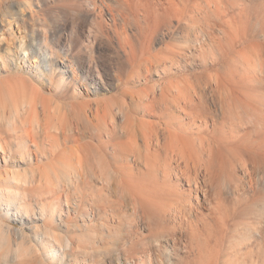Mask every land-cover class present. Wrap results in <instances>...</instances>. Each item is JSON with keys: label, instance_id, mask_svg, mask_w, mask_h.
<instances>
[{"label": "bare ground", "instance_id": "bare-ground-1", "mask_svg": "<svg viewBox=\"0 0 264 264\" xmlns=\"http://www.w3.org/2000/svg\"><path fill=\"white\" fill-rule=\"evenodd\" d=\"M85 1L93 9L106 2ZM113 1L117 13H107L114 22L118 15L124 28L116 79L130 66L131 83L145 81L140 89L108 94L107 85L90 84L96 83L93 57H80L79 49L69 55V48L39 52L20 45L18 62V46L0 48V122L9 113L4 121L11 126L0 123V264H22L18 249L31 234L33 253L22 256L27 264H43L42 254L56 256L60 250L97 256L108 248L107 240L126 248L132 232L122 237L109 226L106 234L89 222L100 211L151 227L145 240L130 239L135 254L149 248L148 238L156 240L180 221H188L193 235L190 218L201 194L215 196L218 206L249 200L237 222L259 223L264 217V0H147L144 30L133 36L125 29L129 0ZM41 33V39L51 34ZM180 40L183 52L175 46ZM201 41L213 49L197 64L205 68L220 59L218 68L150 82L165 74V60L178 65L177 57ZM197 64L185 59L182 67ZM19 109L26 113L23 119ZM36 138L46 139L48 148H39ZM20 162L27 170L6 179L4 169ZM19 184L30 191H20ZM45 195H51L46 212L36 201ZM79 207L86 222L77 226V235L63 239L41 228ZM10 219L22 225L20 242ZM42 231L50 237L42 239Z\"/></svg>", "mask_w": 264, "mask_h": 264}, {"label": "rangeland", "instance_id": "rangeland-1", "mask_svg": "<svg viewBox=\"0 0 264 264\" xmlns=\"http://www.w3.org/2000/svg\"><path fill=\"white\" fill-rule=\"evenodd\" d=\"M105 1L99 4L100 8L95 7L93 9L90 3L85 0H76V3L75 0H0V48L6 50V48L14 49L18 46V62H20V57L23 56L20 45L26 48V50L38 47L40 49L39 52L44 51L45 47L59 50L69 48V55L79 49L80 57H84V55L85 57L88 55H92L93 57L92 70L96 83L89 82L90 84L94 86L100 84L102 87L103 85H107L109 87L108 94L117 93L125 87L127 90L140 89L144 87L145 81L134 82L135 84H132L130 66H127L119 74L120 81L116 79V63L117 57L121 56L119 44L121 43L120 40H122L124 28L122 20L118 15L115 16L114 22L112 17L107 13V9L116 12L118 5L113 0ZM134 2L129 0L128 5L125 7L126 13L129 14V24L125 25V29L132 36L133 34H137L139 30H144L143 20L147 7V0H141L138 6H135ZM138 25H142L141 28H138ZM42 29L47 30L48 34L51 33L46 39H41L40 34L43 32ZM179 30L185 32L183 28H179ZM181 35L182 33H179V39H181ZM170 41L162 46H157L152 53L157 48L161 49L169 44ZM181 41L175 43V46L177 47L178 44V47L183 52L182 47H184V44L181 45ZM212 49L213 47L210 44H204V41L199 42L187 52L184 49L186 54L176 59L180 60L177 62L178 65L171 64L170 60V62L165 60L166 62L162 63L163 67H165V74L160 77H150V82L179 81L178 79L181 78H190V75L193 76L196 72L206 69L210 71L213 68H218L222 63L220 59L205 68H200L197 64L203 52ZM38 55L39 53L35 55L36 59ZM159 56H161V52ZM185 59L194 61L197 66L191 65L183 68L182 64ZM37 60L39 61L40 58ZM215 69L210 72H213ZM45 95L52 99L50 103L54 107L52 96L47 93ZM19 110L18 116L21 115V119L26 117L24 115L25 111L23 109ZM6 114L5 112V118L1 119L4 124L3 122L0 123L2 128H11L8 122L5 123L10 118L9 113ZM10 134H12V131H10ZM36 140L39 148L42 146L48 148V141L46 139L42 142L38 138ZM8 146L15 149L13 141ZM32 148L34 149L33 146ZM32 155H37V152ZM45 161L44 159L43 162ZM25 168L28 167H25V165L23 167L22 162L16 164L10 163L4 169L8 171H6L8 173L6 179L11 180L9 175L12 173H16L18 176L19 171L22 172V169L27 170ZM18 186L20 191H30L26 185L19 184ZM50 197L51 195H45L36 199L37 202L39 201L43 204L44 212H46V205ZM240 200L244 199L237 201L231 199L229 202L219 203L221 205L218 206V201L220 200L216 199L215 196L201 194L200 203L190 218L193 221V235L190 234L188 221L185 223L180 221L178 222V228L175 226L173 229L169 228L164 232H160L156 240H149L148 238V243H151V245L149 248H147V245L140 252L141 254L139 252L135 254L137 250L130 249L129 241L130 239H135V236L145 240L150 234L151 227H145V221L137 220V218L125 222L112 214L110 210L104 214L100 211L92 216L89 222L97 226L95 229L99 232H103L109 226H112L113 231L122 237L132 232L126 240V242L128 241L126 248L120 246V242L107 240L106 246L108 248L104 250L102 249L104 248L103 242L97 243L98 245H102V250H99L100 252L97 256H92L93 254L91 255L89 252L90 254H87L89 256L84 257L82 254H79L77 257H74L70 256L69 251L62 252L60 250V253L56 255L57 257H47L46 252L41 255L42 260L45 259L43 264H125V261L132 262V264H264V217L259 223L237 222L235 219L237 213L250 203L249 200L238 202ZM80 210L81 207L74 208L67 215L55 216L49 222H46V225H43L46 228H43V226L41 228L49 230V235L61 236L63 239H66L69 235L75 233L74 231L78 225L86 222V219L82 215L80 216ZM128 210L130 211V208ZM6 221L18 227V242H20L22 236L20 232L22 228L21 223L11 219ZM42 222V220H39L37 223L40 225ZM56 225H61V227L55 229ZM95 229L94 231L97 232ZM105 230L104 232L107 234ZM76 232H79V235L81 233L79 230H76ZM41 236L42 239L50 237L43 231L41 232ZM31 237L32 234L24 239L25 245L23 244V247L20 250L18 249L19 263L27 264V257H22L23 254L30 256L33 253L32 249L29 248L32 244L30 241ZM35 243L39 247V243ZM40 249L39 247V251H41Z\"/></svg>", "mask_w": 264, "mask_h": 264}]
</instances>
